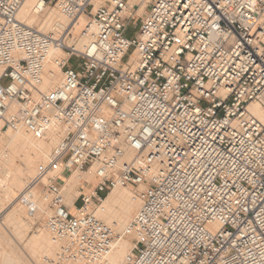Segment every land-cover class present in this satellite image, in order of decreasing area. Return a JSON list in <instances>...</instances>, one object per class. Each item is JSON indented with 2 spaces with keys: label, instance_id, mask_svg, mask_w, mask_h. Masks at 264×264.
I'll return each mask as SVG.
<instances>
[{
  "label": "built area",
  "instance_id": "built-area-1",
  "mask_svg": "<svg viewBox=\"0 0 264 264\" xmlns=\"http://www.w3.org/2000/svg\"><path fill=\"white\" fill-rule=\"evenodd\" d=\"M24 1L0 0V131L63 126L35 177L60 166L44 186L55 264H108L117 235L95 211L139 185L121 264H264V122L247 109L264 107V0L37 2L86 19L81 49L20 21ZM52 47L62 78L42 91ZM90 167L72 212L60 176Z\"/></svg>",
  "mask_w": 264,
  "mask_h": 264
},
{
  "label": "bare ground",
  "instance_id": "bare-ground-1",
  "mask_svg": "<svg viewBox=\"0 0 264 264\" xmlns=\"http://www.w3.org/2000/svg\"><path fill=\"white\" fill-rule=\"evenodd\" d=\"M39 1L25 0L17 12V18L53 37L64 40L68 37L67 43L64 41L66 45L83 48L89 40L84 31L86 19L82 16L74 19L70 27V20L60 13L56 5L53 8L46 6L38 11L36 4ZM146 12L145 5L139 7L138 14L145 15ZM61 55V49H50L43 68V81L40 85L42 91H48L60 83L62 75L53 60ZM247 109L264 122V107L260 103L252 101ZM51 123L50 128L41 136H36L22 125L0 134V211L10 208L4 216V222L12 227L0 229V264H55L59 259L61 243L54 240L47 229H41L32 235L27 234L34 219L38 216L48 217L46 215L50 214L46 207L48 196L45 189L40 192L38 187L59 175L56 167L48 166L45 174L35 180L38 167L50 162L52 150L56 148L63 134V126L55 115L51 116ZM83 181H96L94 167L81 172L75 170L61 180L62 190H66L61 191L64 202L71 209L72 202L78 195L75 188L83 184ZM127 187L117 186L108 191L95 211L99 219L119 232L107 258L108 264H121L133 247L123 236L128 239L135 237L131 230L132 221L141 203ZM138 187L139 190L144 188L143 185ZM31 207L33 211H30Z\"/></svg>",
  "mask_w": 264,
  "mask_h": 264
},
{
  "label": "rangeland",
  "instance_id": "rangeland-1",
  "mask_svg": "<svg viewBox=\"0 0 264 264\" xmlns=\"http://www.w3.org/2000/svg\"><path fill=\"white\" fill-rule=\"evenodd\" d=\"M55 5L54 4H51V5H49L47 8H53ZM73 23H74V21H72V20H70L69 21V24H70V27L73 25ZM35 28V27H34ZM134 31H135V23L134 22H131V24H130V26H129V28H128V31H127V35H132L133 33H134ZM67 39V40H66ZM65 39V43H67V41H68V37ZM62 54V53H61ZM62 56V55H61ZM4 133V131H2L1 130V132H0V134H3ZM53 151V150H52ZM53 153V152H52ZM54 167H56V169L58 170V172H59V175H60V171H61V169H60V166H58V165H53ZM75 170H73V171H71L70 173H66V174H62L61 176H60V186L62 187L63 185H62V183H61V180L63 179H66L71 173H73ZM81 172V171H80ZM34 174H35V172H34ZM58 175V176H59ZM57 176V177H58ZM49 179V178H48ZM52 179H55V177L54 178H52ZM47 181V180H46ZM50 181H51V179H49V181H47L46 182V184H41L39 187H38V190L41 192V191H43V189H45V187L44 186H46V185H48L49 183H50ZM82 184H79L76 188H75V191L77 190L78 192H79V187L81 186ZM127 189H129L131 192H133V194L134 195H136V193H135V191L136 190H139V187L137 188V189H135L134 187H131V186H128L127 187ZM66 190H62V192H65ZM75 199V198H74ZM3 201V200H2ZM3 205L5 204V202L3 201V202H1ZM65 203V202H64ZM46 207H48L47 209L49 210V212L51 213V210H50V207H49V203L47 202V204H46ZM7 209H3L2 211H0V229H12V227L11 226H8V224H6V222H4L5 220H4V216H5V214L8 212V209H10L9 207H6ZM70 211H74L73 210V208L70 210ZM49 214V213H48ZM50 215V214H49ZM49 215H46V216H48L49 217ZM48 217H45L44 216V218H45V220H43L44 218H42L41 216H38V218L37 219H34V221L32 222V225H31V228L28 230V232H27V234L28 235H32L34 232H39L41 229H46V222H47V220H48ZM44 222H43V221ZM115 231V233L116 234H118L119 232H117V230H114ZM123 239L124 240H126V241H128L129 242V244H131V245H133V238L132 239H128V238H126V237H124L123 236ZM132 249V248H131Z\"/></svg>",
  "mask_w": 264,
  "mask_h": 264
}]
</instances>
